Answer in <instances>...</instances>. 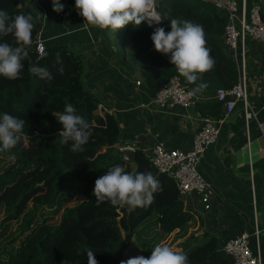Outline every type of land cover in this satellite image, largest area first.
Returning <instances> with one entry per match:
<instances>
[{
	"label": "trees",
	"instance_id": "obj_1",
	"mask_svg": "<svg viewBox=\"0 0 264 264\" xmlns=\"http://www.w3.org/2000/svg\"><path fill=\"white\" fill-rule=\"evenodd\" d=\"M204 3L211 4L212 8L204 10ZM259 5L264 22V0H260ZM156 8L163 18L160 24L149 26L144 21L139 27L129 23L115 32L108 30L116 37L122 30L124 42L130 44L137 55L148 53L140 67L145 84L156 86L169 75L177 74L192 89L200 83L207 84L203 90L231 86L237 72L222 41L223 9L203 0H157ZM0 9L12 17L31 14L34 39L40 24L31 9L20 5L19 0H0ZM172 18L202 25L207 47L215 60L214 68L195 83L180 76L169 57L155 50L150 38L156 27L170 31ZM3 41L15 43L11 35L0 42ZM44 48L48 52L44 58L35 50L30 51L20 78L9 80L0 76V117L8 113L26 121L25 134L17 146L11 152H0V196L16 179L38 168H48L50 182L48 195L25 208L20 215L13 204L2 207L0 264H88L86 253L89 250L98 264H120L132 240L140 249L137 256L147 258L155 245L165 243L170 232L172 236L167 244L186 253L189 264H233L231 256L217 246L216 236L204 229L199 234H195V229L190 230L182 239L197 216L184 206L172 179L158 173L139 148L133 149L135 171L152 172L163 188L154 194V202L147 208L131 211L110 202L96 201L93 189L98 177L117 164L128 171L127 162L117 149V120L112 113L98 108L99 100L82 83L83 64L75 48L70 44H46ZM57 55L62 61L63 75L56 70L60 65L52 67ZM33 65L48 68L54 80L48 83L34 75ZM67 103L91 125V137L82 146L83 151L76 153L62 142L59 134L62 125L56 118ZM211 103L220 104L216 99ZM38 185L31 183L25 193L31 195ZM11 219L17 221L13 227ZM201 224L199 220L198 226Z\"/></svg>",
	"mask_w": 264,
	"mask_h": 264
},
{
	"label": "crops",
	"instance_id": "obj_2",
	"mask_svg": "<svg viewBox=\"0 0 264 264\" xmlns=\"http://www.w3.org/2000/svg\"><path fill=\"white\" fill-rule=\"evenodd\" d=\"M60 2L64 10L57 13L52 0H19L37 15V37L44 45L70 44L78 51L83 64L81 81L99 100L102 109L98 108L116 118L118 145L145 152L160 139L167 147L187 148L204 117H223L216 142L202 152L197 166L211 187L210 207L203 210L195 193L185 197L184 206L197 218L182 239L190 230L199 234L204 229L216 236L220 247L229 237L245 231L250 249L258 251L259 263L264 264V126L260 129L256 123L264 121V42H246V94L255 118L245 122L239 103L225 113L221 104L211 103L213 90H203L208 97L188 108L159 109L152 103L157 85L147 86L140 74L148 53L137 55L124 37L108 30L84 29L75 0Z\"/></svg>",
	"mask_w": 264,
	"mask_h": 264
},
{
	"label": "clouds",
	"instance_id": "obj_3",
	"mask_svg": "<svg viewBox=\"0 0 264 264\" xmlns=\"http://www.w3.org/2000/svg\"><path fill=\"white\" fill-rule=\"evenodd\" d=\"M156 5L157 0H75V8L84 18V29L99 28L114 32L129 23L136 27L144 21L149 26L160 24L163 18L156 10ZM52 7L57 13L64 10L60 0H52ZM169 23L170 31L156 27L152 32L150 38L154 48L169 57L180 76L189 83H195L202 74L215 66L203 27L179 18H172ZM34 26L31 14L12 17L6 10L0 9V41L11 35L15 42H0V76L9 80L21 77L24 61L30 58L29 53L33 48ZM38 54L44 58L48 52L40 47ZM56 65H60L56 70L63 75L64 68L59 55L52 67L56 68ZM31 72L48 83L55 78L46 67L33 65ZM206 87V83H200L191 89L189 95L195 97ZM56 118L62 125L59 131L62 142L69 145V151H83L82 146L92 135L90 123L77 114V109L71 103L65 104L63 112ZM25 123L24 119L8 113L0 117V152H11L17 146L25 134ZM162 190L161 182L152 172L126 171L117 164L95 180L93 194L98 203L110 202L113 206L134 211L149 207L155 200L154 194ZM86 255L88 264H98L92 251L89 250ZM120 264H189V259L186 253L173 249L167 243H158L150 257H130Z\"/></svg>",
	"mask_w": 264,
	"mask_h": 264
},
{
	"label": "built area",
	"instance_id": "obj_4",
	"mask_svg": "<svg viewBox=\"0 0 264 264\" xmlns=\"http://www.w3.org/2000/svg\"><path fill=\"white\" fill-rule=\"evenodd\" d=\"M203 1H209L224 11L222 41L235 62L237 72L236 80L231 86L217 87L211 96L220 102L225 113L231 111L239 103L246 122L250 118H255L256 114L252 105L248 103L246 94V42L248 39L264 42V22L260 16L259 1L250 4L246 0ZM156 10L158 11L157 8ZM40 47L44 48V44L37 37L34 45L36 54ZM135 83L138 84L139 81ZM191 89L181 81L177 74H171L155 87L152 103L159 109L175 105L188 108L208 97L203 91L195 97L190 96ZM262 90L264 96V86ZM98 107L101 108L100 104ZM261 107L264 109V100ZM222 122L223 117H204L194 131L187 148L167 147L162 140L158 139L144 152L158 173H164L172 179L182 201L189 193H195L203 210L210 207L212 191L207 180L197 168L198 161L202 152L216 142ZM256 123L260 129L264 126V121ZM123 147L119 145L117 149L120 150ZM256 233L257 230H254L253 234L256 235ZM248 235L249 233L245 231L237 233L226 239L219 247L231 256L233 264H260L258 251H252L249 247Z\"/></svg>",
	"mask_w": 264,
	"mask_h": 264
},
{
	"label": "rangeland",
	"instance_id": "obj_5",
	"mask_svg": "<svg viewBox=\"0 0 264 264\" xmlns=\"http://www.w3.org/2000/svg\"><path fill=\"white\" fill-rule=\"evenodd\" d=\"M250 0H247L249 3ZM259 1L260 0H256ZM202 8L206 11H209L212 8V5L209 3H204ZM159 11V10H158ZM118 37H123V31L117 34ZM31 183H38L39 187L35 189V191L31 195H27L25 193L26 189ZM50 182L48 180V168H38L34 172L28 173L26 176H21L16 179V182L12 183L10 186L6 187L0 196V218L3 216L2 207L5 204H13L15 205V211L18 215L21 212L29 207L31 204L36 201L45 198L49 193ZM17 221L11 219V227L16 224ZM172 236V232H170L165 238V243L170 241ZM171 242H169L170 244ZM136 242L132 240L128 247L125 250L124 256L122 260H127L130 257H135L140 254L139 247H135Z\"/></svg>",
	"mask_w": 264,
	"mask_h": 264
},
{
	"label": "water",
	"instance_id": "obj_6",
	"mask_svg": "<svg viewBox=\"0 0 264 264\" xmlns=\"http://www.w3.org/2000/svg\"><path fill=\"white\" fill-rule=\"evenodd\" d=\"M37 36L38 35L36 34L34 39H33L34 41H33L32 50H34L35 40H36ZM123 146L124 147L119 150L120 151V155L127 162L128 171H135L137 169V163L135 162V159H134L133 148H131L128 145H123Z\"/></svg>",
	"mask_w": 264,
	"mask_h": 264
}]
</instances>
